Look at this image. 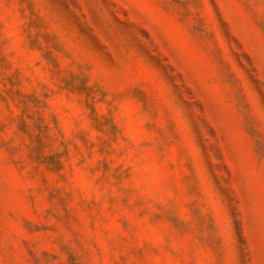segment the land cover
<instances>
[{
	"label": "rangeland",
	"instance_id": "obj_1",
	"mask_svg": "<svg viewBox=\"0 0 264 264\" xmlns=\"http://www.w3.org/2000/svg\"><path fill=\"white\" fill-rule=\"evenodd\" d=\"M0 264H264V0H0Z\"/></svg>",
	"mask_w": 264,
	"mask_h": 264
}]
</instances>
